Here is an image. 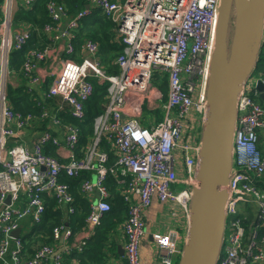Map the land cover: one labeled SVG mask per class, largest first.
<instances>
[{
    "label": "built area",
    "instance_id": "built-area-1",
    "mask_svg": "<svg viewBox=\"0 0 264 264\" xmlns=\"http://www.w3.org/2000/svg\"><path fill=\"white\" fill-rule=\"evenodd\" d=\"M33 1L0 0V264H73V255L85 250L111 209L110 177L120 187L127 209L120 223L123 256L127 264H141L146 233L142 211L152 199L174 202L188 216L200 150L189 119L193 112L202 120L205 115L220 0H81L82 6L74 12L63 0H48L45 11L50 21L42 28L48 42L29 50L20 69L29 83H43V89L32 98L37 111L22 113L8 101L4 78L10 71V54L28 43L34 29L24 23L12 33V10L17 5L30 7ZM94 9L112 23L114 41L122 47L113 59L117 72H108L101 64L97 41L87 38L75 47V30ZM156 73L167 77V98L160 105L162 117L146 124L140 116L142 103L158 104L163 97L160 88L152 89ZM92 78L106 83V102L94 118L92 137L81 146L79 127L65 121L62 111L67 105L70 117L85 118V101L94 91ZM258 82L264 93V72L252 71L237 99L225 204V228L230 233L216 264L264 261V188L258 184L264 176V152L259 145L264 106ZM26 128L38 130L31 147L20 141L9 146ZM82 171L88 172L81 178L80 190L89 208L82 230L77 231L68 225L77 211L75 198L61 177H79ZM178 182L185 187L177 190ZM22 193L26 198L18 205ZM44 195L53 197L65 213V221L52 229V238L61 240L62 249L39 242L26 257L23 239L12 231L26 217L35 224L42 221ZM151 235L165 252L158 261L172 264L182 250L177 232L156 230Z\"/></svg>",
    "mask_w": 264,
    "mask_h": 264
},
{
    "label": "water",
    "instance_id": "water-1",
    "mask_svg": "<svg viewBox=\"0 0 264 264\" xmlns=\"http://www.w3.org/2000/svg\"><path fill=\"white\" fill-rule=\"evenodd\" d=\"M89 7V5H86ZM264 40V0H220L206 85V111L177 264H216L225 230L237 99ZM264 104L263 85H256ZM9 202V197L6 198ZM21 228L12 231L19 236Z\"/></svg>",
    "mask_w": 264,
    "mask_h": 264
},
{
    "label": "trees",
    "instance_id": "trees-1",
    "mask_svg": "<svg viewBox=\"0 0 264 264\" xmlns=\"http://www.w3.org/2000/svg\"><path fill=\"white\" fill-rule=\"evenodd\" d=\"M48 0H35L32 2L30 7H24L23 5H17L12 10V18L14 22L27 21L29 24L34 26V31L32 33L31 39L28 43L21 49L12 52L11 67L19 69L23 64L25 55L31 49L41 48L47 42L48 38L44 35L42 28L43 25L49 22V17L45 11V4ZM70 12L76 11L77 8L82 6L81 0H63ZM99 11V10H98ZM97 9H94L89 15H87L81 22L80 26L75 30V47L79 48L85 39H92L97 41L100 46V55H105L101 63L104 66L109 67L110 70H115V67H110V62L118 56L121 52V45L114 41V32L111 22L106 19L103 15L99 14ZM2 13V14H1ZM3 12L0 9V19L2 18ZM264 53V40L258 58L257 64L254 68L253 73H255L259 68V61L261 55ZM104 61V62H103ZM94 84V91L90 98L85 101L86 116L83 120H76L69 115H64V120L76 124L80 129V145H85L89 138L93 135V124L94 118L103 111L104 103L106 102V83H100L97 78H92ZM24 92V91H23ZM8 101L12 105L14 110L20 111L22 113L36 112L38 107L34 100L29 96V94L22 93L20 95L7 94ZM262 103V102H261ZM263 105V103H262ZM104 147L106 145L102 143ZM103 148V147H102ZM52 153V152H51ZM113 156L110 155L109 162H113ZM88 172L82 171L79 177H70L68 175H62L61 180L66 181L74 194L75 203L77 205V210L79 209L80 215L74 216L79 220L78 224H83V220L87 214L88 208L84 205L85 198L82 195L80 188L81 178L87 175ZM112 189H114L115 197L112 200V206L109 212L106 213L101 224L96 228L94 236L90 239L85 248L77 259H79V264H105L106 255L105 248L108 244V239L113 235L116 225L124 219L126 216V204L120 199L119 189L116 187V183L113 178L110 177ZM261 185V184H259ZM264 188V185H261ZM43 195V194H42ZM118 199V201L113 204V201ZM44 213V217L40 223L34 224L33 230L26 239L23 240L25 256L29 257L34 251V245L39 242H48L51 237L53 227L65 221L62 211L56 210L53 202L48 204ZM77 214V212H76ZM243 214H240L242 217ZM23 239V238H22ZM109 250L114 251V247H108ZM107 248V249H108Z\"/></svg>",
    "mask_w": 264,
    "mask_h": 264
},
{
    "label": "crops",
    "instance_id": "crops-1",
    "mask_svg": "<svg viewBox=\"0 0 264 264\" xmlns=\"http://www.w3.org/2000/svg\"><path fill=\"white\" fill-rule=\"evenodd\" d=\"M98 13L101 14L100 11H98ZM2 17H3V15H2ZM11 19H12V26H11V32L12 33H15L18 31L20 24L29 23L27 21L14 22L13 18H11ZM1 20H2V18L0 19V21ZM33 28H34V26L32 25V29ZM33 31H34V29H33ZM100 52H101V50H100ZM11 55H12V53L9 56V69H10V71L7 73V75L4 78V85L6 87V93L8 95L11 93V94L18 96V95L26 92L27 94H29V96L31 98H33L34 95H38L41 92V90L43 89V83H40V84L29 83L27 81V79L25 77H23V75H21L22 74V73H20L21 67L19 69H16V70L11 67V58H12ZM100 62H101V60H100ZM1 78H3V75L0 72V79ZM30 90L34 91L33 94H32V92H30ZM144 104H145L146 108H148V109H156L157 108L156 102L150 101V103L145 102ZM62 115H69L67 105H64V110L62 111ZM140 116H142V113ZM189 120H190V123H192V125L194 127L193 131H194L195 139L197 141H200L201 127H202V121L203 120L201 119L199 114L194 113V112L190 116ZM152 121L153 120H149V123H151ZM143 122L147 124V122L145 120ZM46 126L47 125H44V127H46ZM37 134H38V130H30V129L26 128V129L21 130L19 133L20 137L14 139L13 141L14 142L20 141V143L26 145L27 147H31L32 142L35 139V137L37 136ZM259 145L262 149L261 145H264V132H261V131L259 132ZM262 150H264V149H262ZM182 172H183L182 169L179 167L177 173H178V176L180 178H182ZM178 183H181L184 185V183H182V182H178ZM176 184H174V187H176ZM260 184L264 185V176L260 177ZM114 197H115V194L111 198V205H112V200L114 199ZM25 198H26V195L24 193H22L20 195V198H19L20 201H18L17 204L22 205ZM43 200H44V203L46 205V208L49 206L48 204H50L51 202H53L54 205H56L55 200L50 195H44ZM117 201H118V199H115L113 201V204H115ZM84 205L86 206V208H89V203L86 200V198L84 201ZM55 207H56V210H59L60 212L62 211V214L65 215V213L63 212V209L61 207L57 208V205ZM76 212H77V214H76ZM76 212H75L74 216L80 215L79 209ZM185 215H184V212L179 207V205H177L176 203L170 202V201L162 202V201L158 200L156 197H154L152 199V202L148 207L143 209L142 218L145 221L146 233L143 236L142 241H141V251H140V262H141V264H161L158 260L163 255H165V252L162 249H160L157 246L156 242L152 239L151 234L153 231H156V230H162L163 231V230H169V229L175 230L177 232V235H178L176 242L178 243V245H180L182 247V243H183L185 236H186V229H187V223H188L187 222V216H185ZM102 220H101V222H102ZM78 222H79V220L77 219V217H75L74 222H72V223L68 222V225L71 226L72 229L80 231L83 228L84 221H83V224H81V225H79ZM101 222H100V224H101ZM34 224L35 223H32L31 219L29 217H26L19 222V227L21 228L19 236L21 238H23V240L26 239L25 237H28L31 234L32 230L34 229L32 225H34ZM115 228L116 229L114 230L113 235L109 237L108 242H107L108 244L106 245V248H105L106 249L105 250V255H106V263L105 264H127L126 259L123 256V242H124L125 238H124L123 232L121 231L120 223H118ZM48 242H52L54 244L56 250L62 249L63 244H62L61 240H54L52 238V233H51V237L49 238ZM108 247H114V251L109 250ZM80 254L81 253H76L73 255V264H79L80 263L79 259H77V255L79 256ZM178 256H180V254L176 255L174 257V260H173L174 262L172 264H177L178 260H176V258ZM47 264H52V263L48 262ZM251 264H264V261L252 262Z\"/></svg>",
    "mask_w": 264,
    "mask_h": 264
},
{
    "label": "rangeland",
    "instance_id": "rangeland-1",
    "mask_svg": "<svg viewBox=\"0 0 264 264\" xmlns=\"http://www.w3.org/2000/svg\"><path fill=\"white\" fill-rule=\"evenodd\" d=\"M99 56H100V59L101 60H105L104 57L105 55H100V46H99ZM260 56V55H259ZM104 62V61H103ZM103 65V64H102ZM104 66V65H103ZM108 71H109V67L108 66H104ZM110 67H115V70H110L109 72H117L118 71V68L117 66H115L113 64V60H111L110 62ZM254 71V70H253ZM260 71H263L264 72V53H262L261 55V59L259 61V68L258 70L255 72V74H258ZM249 76V75H248ZM247 76V77H248ZM151 83H153V87L152 89L154 91H156L158 88H160L162 94H163V97L158 101V104H157V108L156 109H148L146 108L145 104L142 103L141 105V113H142V117L141 119L144 121H146L147 123H149V120H151V118L155 117L157 119H160L162 117V112H161V108H160V105L166 100L167 98V91H168V88H167V77L164 76V77H160L159 78V74L156 73L155 74V77L151 80ZM199 90V89H198ZM144 104V105H143ZM264 106V104H263ZM15 142L14 141H10L9 142V146H12L14 145ZM262 146V149H264V145H261ZM261 149V150H262ZM262 152H264V150H262ZM258 184H260V180L258 181ZM261 186V185H260ZM176 187H177V190H180L182 188L185 187V185L181 184V183H177L176 184ZM250 205V204H249ZM251 206V205H250ZM241 210L244 208V206L240 207ZM184 212V211H183ZM184 215H185V212H184ZM186 216V215H185ZM75 220V217H73L71 219V223L74 222ZM123 220V219H122ZM121 220V221H122ZM121 221L119 223H121ZM230 233V230L228 228H225L224 230V239H223V242H222V249H223V246H225V237H227ZM183 244H184V241L182 243V247H183ZM224 244V245H223ZM176 260L179 261V256L176 258ZM177 261V262H178Z\"/></svg>",
    "mask_w": 264,
    "mask_h": 264
}]
</instances>
